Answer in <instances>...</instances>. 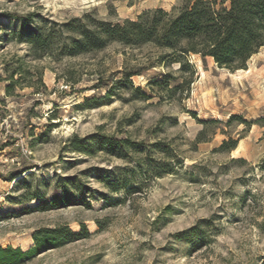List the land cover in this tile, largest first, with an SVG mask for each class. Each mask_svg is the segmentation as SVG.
Listing matches in <instances>:
<instances>
[{
	"label": "rangeland",
	"instance_id": "obj_1",
	"mask_svg": "<svg viewBox=\"0 0 264 264\" xmlns=\"http://www.w3.org/2000/svg\"><path fill=\"white\" fill-rule=\"evenodd\" d=\"M182 5L0 0V246L27 250L44 227L87 229L20 264H264V47L233 71L150 44L63 49L74 18ZM28 13L49 35L37 58L13 16Z\"/></svg>",
	"mask_w": 264,
	"mask_h": 264
},
{
	"label": "trees",
	"instance_id": "obj_2",
	"mask_svg": "<svg viewBox=\"0 0 264 264\" xmlns=\"http://www.w3.org/2000/svg\"><path fill=\"white\" fill-rule=\"evenodd\" d=\"M182 1L181 7L170 11L148 9L135 19L125 18L117 22L97 19V23L90 24L74 18L68 23L72 36L67 44L64 43L63 49L66 54L74 56L101 49L115 41L127 46L150 44L162 50L160 56L163 58L180 62L182 56L194 53L203 58L211 57L218 67L233 71L245 68L248 59L264 47V0ZM13 16L20 18L28 27L30 35L26 42L33 57L37 58V50L48 43L49 35L41 28L30 27L32 13ZM73 21L78 23L73 25ZM133 74H125L124 77L129 78ZM13 82L6 86L8 94ZM260 121H264V116ZM100 138V141L107 140L105 143L111 147L120 146L119 140ZM75 142L73 148L83 150L77 145L78 141ZM226 144L224 141L222 146ZM67 202L64 197L55 198L46 206L47 209L60 208ZM83 233L87 234L84 225L78 232H72L65 226L39 228L34 231L33 244L27 250L0 246V264H20L44 250L85 237Z\"/></svg>",
	"mask_w": 264,
	"mask_h": 264
}]
</instances>
